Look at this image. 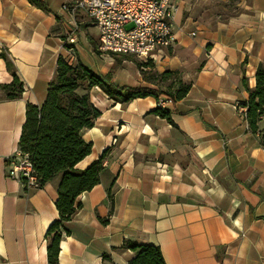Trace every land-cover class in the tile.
Returning a JSON list of instances; mask_svg holds the SVG:
<instances>
[{"label":"crops","instance_id":"1","mask_svg":"<svg viewBox=\"0 0 264 264\" xmlns=\"http://www.w3.org/2000/svg\"><path fill=\"white\" fill-rule=\"evenodd\" d=\"M42 1L50 12L0 0V85L13 79L7 62L23 84L17 99L0 92V264H48L60 176L31 189L7 173L25 108L42 105L59 56L116 86L177 88L94 52L98 31L85 12L71 13L76 0ZM173 4V41L154 71L176 72L189 89L166 105L170 121L154 113L155 97L121 104L88 92L99 116L82 131L91 152L75 169L102 159V172L62 223L56 264H128L135 253L125 241L158 247L165 264H264V116L253 132L242 111L264 66V0Z\"/></svg>","mask_w":264,"mask_h":264},{"label":"trees","instance_id":"2","mask_svg":"<svg viewBox=\"0 0 264 264\" xmlns=\"http://www.w3.org/2000/svg\"><path fill=\"white\" fill-rule=\"evenodd\" d=\"M28 1L35 7L50 12L44 1ZM93 50L100 53L95 46ZM128 57L126 56L127 59ZM135 64L144 78L147 73L145 70L150 69L153 62L135 59ZM6 66L13 79L9 84L0 85V92L7 100L17 99L23 91V84L16 78L8 62ZM156 74L162 79L177 75L176 72L171 71ZM95 87L111 100L121 104L149 96L155 97L157 101L161 96L178 101L189 89L187 85L180 83L175 91L171 88L162 90L150 87L116 86L98 77L79 62L69 64L62 57L57 58L56 73L48 84L42 105L40 107L27 105L25 108V121L18 141L19 150L29 156L39 187L60 176L55 201L59 220L49 226L45 236L48 264L57 263L62 236L61 226L79 209L80 204H75L77 197L97 185L102 172V159L83 171L75 169V165L91 152V144L86 143L81 134L82 131L92 128L99 116V111L92 105L88 95V92ZM244 106L249 129L257 132L258 122L264 116V66L262 65L256 69L255 86L253 89H248V101ZM154 113L170 121L168 111L157 107ZM260 143L264 147V131L261 132ZM107 197L112 202L111 189L108 190ZM106 222V219L103 220V223ZM122 249H129L135 253L128 264H165L158 247L125 241ZM104 258L106 259L107 256L105 255Z\"/></svg>","mask_w":264,"mask_h":264},{"label":"built area","instance_id":"3","mask_svg":"<svg viewBox=\"0 0 264 264\" xmlns=\"http://www.w3.org/2000/svg\"><path fill=\"white\" fill-rule=\"evenodd\" d=\"M174 1L180 0H76L72 12L82 10L91 19L103 53L133 56L137 60L158 62L173 41ZM73 43V38H69ZM169 98L159 99L165 109ZM243 114L246 107H242ZM8 177L22 180L28 188H39L29 156L20 150L10 159Z\"/></svg>","mask_w":264,"mask_h":264},{"label":"rangeland","instance_id":"4","mask_svg":"<svg viewBox=\"0 0 264 264\" xmlns=\"http://www.w3.org/2000/svg\"><path fill=\"white\" fill-rule=\"evenodd\" d=\"M115 57H117L114 61H115V64H121L123 61H128V62H131V66L130 67H126V69L129 71V72H133L134 74L136 73H140V71L138 70L136 64H135V59L132 58V57H128V59L126 57H120L119 55H114ZM137 62V61H136ZM152 67L150 69H146L145 72H147L143 78L142 76V79L144 81H149V82H152L153 84L155 85H160V83L162 82V84H167L169 85L170 87L171 86H174V85H179V81L177 79V76L176 77H168V78H161L159 75H157L156 71H154V68H155V64L153 63L151 65ZM131 69V70H130ZM151 72H155V73H151ZM133 75V74H132ZM141 75V73H140ZM143 75V74H142ZM134 77H132L133 79ZM166 79V80H165ZM168 79V81H167ZM177 87V86H175ZM166 89V87H165ZM172 89V88H171Z\"/></svg>","mask_w":264,"mask_h":264}]
</instances>
